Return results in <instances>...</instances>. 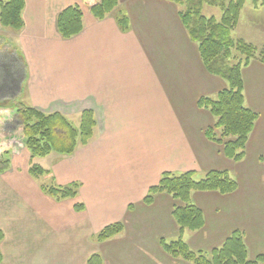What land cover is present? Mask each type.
Listing matches in <instances>:
<instances>
[{
  "label": "crops",
  "instance_id": "1",
  "mask_svg": "<svg viewBox=\"0 0 264 264\" xmlns=\"http://www.w3.org/2000/svg\"><path fill=\"white\" fill-rule=\"evenodd\" d=\"M24 2L20 30L0 25V117H10L18 98L47 113L73 116L91 109L97 128L72 155L35 159L60 185L79 183L77 196L65 204L30 176L26 148L12 144L21 139L1 138L10 162L0 173V264H87L94 253L103 264H192L173 258L159 243L178 237L171 215L177 201L163 192L151 204L143 197L163 172L193 171L199 179L209 170H226L237 188L192 192L189 202L201 209L204 225L186 230L184 241L208 253L238 230L248 258L261 255L258 264H264V64L254 58L242 69L244 103L258 118L244 158L235 162L204 134L216 119L197 99L217 96L226 84L201 62L178 5L118 0L112 12L96 19L82 0ZM249 2L243 18L264 8ZM70 5L82 7L83 28L63 39L56 17ZM121 14L128 17L126 30L117 24ZM7 54L10 59L2 61ZM76 202L83 204L81 211L74 209ZM115 221L123 222V231L96 242L94 235Z\"/></svg>",
  "mask_w": 264,
  "mask_h": 264
},
{
  "label": "trees",
  "instance_id": "2",
  "mask_svg": "<svg viewBox=\"0 0 264 264\" xmlns=\"http://www.w3.org/2000/svg\"><path fill=\"white\" fill-rule=\"evenodd\" d=\"M90 14L96 19H103L112 12L118 0H82ZM180 7L178 16L187 31L189 39L197 46L201 62L206 70L226 82L216 98L201 96L197 106L207 109L216 119L215 123L205 129L207 139L223 147V154L235 161L245 156V147L258 114L244 103L242 69L254 58L264 64V50L245 41L233 38L231 31L235 28L239 12L245 0H169ZM254 8L264 6V0H251ZM24 0H0V25L18 31L23 27L22 12ZM216 6L221 9V17L203 15V6ZM82 10L71 5L61 10L56 17V28L61 38L69 39L83 28ZM117 24L122 30L128 27V17L117 16ZM233 50L239 55H234ZM10 117H0L1 123L15 122L14 135L23 141L29 154L30 176L47 174L35 159L52 153L72 155L79 147L87 145L95 136L97 120L91 109H84L71 119L61 112H43L35 107L17 102ZM7 123V124H8ZM4 137L0 130V140ZM9 151L0 145V173L9 167ZM79 183L67 186L43 185V192L53 199L75 198ZM237 188V182L226 170H209L202 178L196 179L193 171L180 174L163 172L157 184L147 189L143 202L151 204L157 193H167L177 204L173 205L171 215L178 227V237L166 241L160 239L161 248L173 258L192 264H258L263 260L259 255L254 260L247 256V249L241 231H233L218 247L208 254L202 250H193L183 240V233L198 230L204 225L200 208L191 204L189 198L194 191H217L231 193ZM83 204L76 202L74 209L81 211ZM124 229L122 221L105 225L95 235L96 242H104L120 234ZM3 232L0 229V241ZM2 255L0 252V262ZM87 264H103L99 254H91Z\"/></svg>",
  "mask_w": 264,
  "mask_h": 264
},
{
  "label": "rangeland",
  "instance_id": "3",
  "mask_svg": "<svg viewBox=\"0 0 264 264\" xmlns=\"http://www.w3.org/2000/svg\"><path fill=\"white\" fill-rule=\"evenodd\" d=\"M245 2H246V0H245ZM245 2H244V4H243V6H242V8H241V10H240V12H239V18H238V22L239 21H241L242 20V27H244L245 25L248 27V29L247 30H243V28L242 27H237L238 26V22H237V25L235 26V28L234 29H240V31H241V34H238L239 32L236 30L235 32H233V31H231V36L233 37V38H235V39H237V38H243L245 41H247V42H250V41H248V40H252L251 41V43H253L254 45H256L257 46V48L259 49V50H264V27H262V25H261V23H260V19H264V16H262V14H261V11H263L264 10V8H263V10H259L260 12H257L255 15L253 14H250V16L248 15H246V17L245 18H243V14H244V7H245ZM247 2L248 3H250L249 2V0H247ZM71 6V5H70ZM77 6H79V5H77ZM83 6L85 7V8H87V6L83 3ZM80 7V6H79ZM179 7V6H178ZM259 7H264V6H259ZM258 7V8H259ZM81 8V10H82V7H80ZM88 9V8H87ZM257 11V10H256ZM202 13H203V15H205L206 17H211V16H213L216 20H219L220 19V17H221V9L219 8V7H216V6H208V5H204L203 6V10H202ZM82 14H83V12H82ZM262 22V21H261ZM263 23H264V20H263ZM262 23V24H263ZM251 25H253V26H251ZM245 26V27H246ZM233 29V30H234ZM248 39V40H247ZM263 45V47H262V45ZM233 54L234 55H239L236 51H234L233 50ZM1 55V54H0ZM2 56V55H1ZM10 59V55L9 54H7L5 57H2V61L3 60H9ZM53 70V67H51V71ZM225 84H226V82H225ZM212 98H216V96H214V97H212ZM8 100H11L10 98L8 99ZM14 100V99H13ZM17 101H19V99L18 98H16L15 99V103H17ZM13 102V101H12ZM9 108H11L13 111H14V108H13V105H12V107H9ZM68 116V115H67ZM68 117H70L71 119H75L76 117H77V115H73V116H68ZM8 123V122H7ZM3 124V123H1V125H0V130H1V133L4 135V136H11V135H14V130H15V128H16V126H15V122H13V123H8V124ZM13 144V146H15V147H17L18 149H20V147H23V141L22 140H14V142L12 143ZM4 147V146H3ZM5 148V147H4ZM81 147H79L78 149H80ZM5 149H7L9 152H10V149H8V148H5ZM77 149V150H78ZM76 150V151H77ZM41 164H44V163H48L49 164V162H47V160H46V162H43V161H39ZM45 166V165H44ZM48 173V172H47ZM37 182H35L34 180V182L37 184H40V185H54V186H67V185H69V184H65V185H60L59 183H57V181L55 180V178H53L52 176L51 177H48V176H46V175H43V176H39V177H33ZM160 178V177H159ZM196 179H197V177H195ZM233 178H234V176H233ZM73 183V182H72ZM71 184V183H70ZM157 184V183H156ZM78 190H79V188H78ZM60 200V202L61 203H69V201H71L70 200V198H66V199H59ZM173 208V207H172ZM172 211V210H171ZM195 231V230H194ZM182 238H183V236H182ZM184 240V239H183ZM225 241V240H224ZM204 252V251H203ZM205 253H207V252H205ZM208 254V253H207ZM252 260H254V259H252Z\"/></svg>",
  "mask_w": 264,
  "mask_h": 264
}]
</instances>
